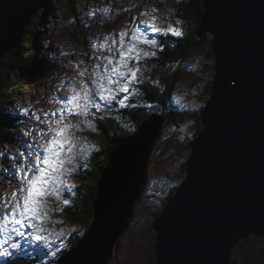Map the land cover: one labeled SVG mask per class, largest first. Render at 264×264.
Wrapping results in <instances>:
<instances>
[{"label": "water", "instance_id": "95a60500", "mask_svg": "<svg viewBox=\"0 0 264 264\" xmlns=\"http://www.w3.org/2000/svg\"><path fill=\"white\" fill-rule=\"evenodd\" d=\"M44 2L0 0V58L19 46ZM202 6L196 35L213 34V76L184 176L152 222L153 264H232L241 241L264 238V0ZM162 122L150 116L113 150L93 200L98 224L57 264H104L110 257Z\"/></svg>", "mask_w": 264, "mask_h": 264}, {"label": "rangeland", "instance_id": "374dc122", "mask_svg": "<svg viewBox=\"0 0 264 264\" xmlns=\"http://www.w3.org/2000/svg\"><path fill=\"white\" fill-rule=\"evenodd\" d=\"M50 2L51 0H45L42 7H49ZM152 2L153 0H53L51 13L48 10L40 18L38 14L43 9L40 7L38 12L31 17L26 27L30 25L32 20L35 29L39 28L35 35L34 48L30 42L25 43L21 39L20 44L22 45L20 48H18L19 46L13 48V51L17 49L16 54H19L24 60L25 57L35 52L34 49H37L36 55L40 56L42 65L50 66L48 60L51 57L54 60V66H60V69L52 75H47L44 71L34 83L23 86L17 95L10 98L5 104V110L10 115L12 125H10L11 127L6 125L0 127V194L6 191L10 192L13 187L14 189L20 187L16 180L9 178L10 173L15 171L18 163H26V157L21 156V153L32 152L31 145L41 143L40 137L36 133L46 125L40 124L33 114L41 115L43 118L42 112L52 111L54 107H58L53 103L54 100L71 94L69 92L70 82L78 79V68L84 66L85 60L89 63L86 66L89 68L92 64L102 63L96 57L107 56L109 52L107 49L99 48L96 45L104 42L106 36L109 37L110 44L111 38L115 34L126 29L128 35L124 39L127 43L133 28L139 27L148 39L157 40L155 47V45L143 43L142 37L141 42L137 44L141 55L148 51V56L156 57L158 50L164 51L166 46L173 48L176 45L174 38L180 37L181 33L185 35L188 27L195 23L194 17L192 19L188 14L189 11L194 12L191 9V0H155L154 3ZM106 8L108 11H105ZM152 9H156V11L149 12ZM144 10H148L152 16L141 15ZM138 15L142 17V20H151L154 16L155 26L159 31L152 32L144 24L140 25ZM41 21H44V26L41 25L40 27ZM169 29H176L178 33ZM162 33L167 38L168 45L166 46L162 45V40L158 37ZM42 35L48 40H44ZM207 36L211 37V34H207ZM111 46L116 47L115 45ZM45 50L50 52L46 57ZM13 61V57L8 55L0 58V74H10L12 77V73L16 72ZM139 62H142L138 71L140 78H144V81L150 80L152 83H159L160 74H162L163 83L166 68L161 66L158 61H147L146 57L142 56L137 62L131 60L128 63L138 68ZM212 62L213 59L207 58V52L201 45H194L178 63L179 65L173 67L171 75L172 78L173 76L176 77L177 81L171 93L170 103L166 108L162 107V111L164 113L171 110L180 112L177 116L173 115L163 120L159 137L155 139L146 163L144 181L139 186L140 194L134 203L131 217L128 219L121 236L118 237L119 239L115 240L111 255L104 264H150L153 257L151 253L154 243V231L152 229L154 213L161 206L159 202L162 203L173 184H176L183 177V174L179 173L180 166L185 161L190 149L188 141L185 139L188 140L193 134V128L187 129V124H190L187 120L190 119L191 111H199L206 100V95H203L204 83L213 76ZM209 64L211 66L207 68ZM136 87L135 83L130 84L129 92L125 95L127 97L125 103H127L128 97L138 94L139 90ZM5 92H9V90ZM122 93H117V96L120 98ZM153 106L148 104V108H153ZM90 110L103 117L106 116L104 114H110L109 116L118 118L114 112L118 113L119 110L115 109L113 103L101 107L99 111L94 108L89 109V112ZM166 115L172 114L166 113ZM22 120L24 126L20 128ZM86 120L87 116L76 118L66 116V121L75 126L70 129L72 136L89 140L88 145L93 144L89 151L92 155L95 151L103 149L102 146H105L104 141H102L104 134L97 126L96 120H87L91 123V127L85 123ZM182 121H184L183 126L177 127ZM84 128L91 133L85 131ZM29 130H32V135L28 134ZM48 135L51 136V133ZM80 145L81 142L76 140V147L73 149L75 160L71 165L74 168L79 165V159L76 158L86 151V148H79ZM80 159H84V156ZM83 163L86 162L83 161L81 164ZM76 178L78 179V177ZM68 192L69 189L63 190L61 194L65 195ZM48 201H52L54 204L53 209L55 206L62 208L59 205L60 200H57L56 197H49ZM65 209L62 208L60 213L49 211V216L58 215L54 216L53 220L41 222V227L47 230L43 233L44 241H36L32 230L30 228L24 229L26 235L19 238L20 244L23 247L33 249L32 252L25 251L26 258L39 260V255L31 256L30 254L43 249L49 252V255L45 256V259L49 261L53 259L51 257L52 250L73 251L75 249L79 242L78 233L85 231V227L81 220L71 221L67 217ZM2 210L0 209V211ZM90 222L91 220L88 223L90 224ZM74 238L77 239L76 244H70ZM52 243L56 247L48 245ZM53 256L58 258L56 254ZM231 262L232 264H264V238L249 239L244 245L235 247L231 254Z\"/></svg>", "mask_w": 264, "mask_h": 264}, {"label": "snow or ice", "instance_id": "6c2138e0", "mask_svg": "<svg viewBox=\"0 0 264 264\" xmlns=\"http://www.w3.org/2000/svg\"><path fill=\"white\" fill-rule=\"evenodd\" d=\"M151 11L155 12L156 9ZM147 13L148 10H144L141 15L147 17ZM139 23L152 32L159 31L155 26L154 16L151 20L145 19ZM169 30L178 33L176 29ZM127 35L126 29L121 30L111 38L110 44L109 37L106 36L104 42L96 45L109 52L107 56L96 57L102 63L92 64L90 68H78V79L70 82L71 94L54 100L53 103L58 107L42 112L43 118L33 114L46 127L40 128L36 133L41 143H33L32 152L20 154L26 157V163H18L15 171L10 173L9 178L16 180L20 187L0 194V209H3L0 211V246H3L0 247V256H11L9 249L21 247L19 238L26 235L25 228L32 230L36 241H44L43 233L47 230L41 227V222L49 218V211L55 210L49 208L48 198L56 197L60 200L63 190L75 187L66 184L64 179L70 171H75L74 167L69 166L74 163L73 149L76 147V138L70 131L75 126L66 121V116H95L89 109L99 111L112 102L124 105L127 97L119 98L117 93H127L130 84L137 82L139 69L128 64L130 60H139L141 53L137 44L142 37L145 44L156 43L154 39L144 36L139 27L133 28L130 40L126 43L124 38ZM85 123L91 127L89 121L86 120ZM28 134L32 135V130ZM69 203L68 199L62 200L63 205ZM42 254L47 256L49 252L42 251Z\"/></svg>", "mask_w": 264, "mask_h": 264}, {"label": "trees", "instance_id": "16d2710c", "mask_svg": "<svg viewBox=\"0 0 264 264\" xmlns=\"http://www.w3.org/2000/svg\"><path fill=\"white\" fill-rule=\"evenodd\" d=\"M52 1L53 0H51V2ZM203 1L204 0H191V9L194 12L192 13L191 11H189L188 14L192 17V19L194 17L195 23L188 27V30L185 33V35H183V37H175L176 45H174L173 48L166 46L164 51L158 50L156 57L142 55V57H146L147 61L159 60L158 63L161 66H164V68H166V72H164L163 75V83H162V74H160L161 78L159 83H154V82L152 83L150 80L144 81V78H140V76L137 73L138 79L137 82H135V84L137 86L136 88L139 90L138 94L137 95L134 94L128 97L127 103H125L123 106L113 105L115 109L119 110L118 113L114 112V114L118 115V118L109 116L110 114H108L104 117L101 116L98 118V120H96L97 126L104 134L105 147H103V149L101 150L95 151L94 152L95 154L93 153L94 157L90 162L91 170L90 171L86 170V172L85 171L83 172V175L81 177V184L79 185L74 204L73 206L65 209L66 215L71 221H76V220L82 221L85 227V231L87 225L89 224L88 222L93 218L92 203L96 195L97 181L99 180L101 171L107 165V162L109 161V157H111V154L113 150L116 148L118 142L122 138H127L126 136L129 137L130 135H132V132H134L133 130L137 128L141 123H143L145 118H148L150 116V112L154 110H159L162 114H164L162 111V107L166 108L170 103L171 93L173 91L175 82L177 81V78L174 76L172 78L171 75V71L173 67L175 65H179L178 63L184 58L185 54L187 55L190 48L194 45H201L204 51L207 52V58L212 59V54L210 52V44L208 43V39H211V37L205 34L204 36L198 39L196 36L197 27L200 24V20H201V14L204 12V8L202 6ZM46 12H47L46 10L42 9L39 12L38 16L42 18L41 16L44 15ZM40 23H41L40 25H43L44 21H41ZM38 29H35L34 23L31 20L30 25L25 28L24 34L22 36L23 42L25 43L30 42L31 46L33 45L32 48H34V44L36 42L35 35L39 31ZM43 39L48 40L46 37H43ZM166 39L167 38L165 34H163L160 37V40H162V45L168 44L166 42ZM21 45L22 44H20L18 48H20ZM34 51L35 52L33 54L25 57L24 60L21 59V56L19 54H16L17 49L7 54L9 57H13L14 59L13 63L16 72L12 73L13 74L12 77H10V74L8 75L5 73H3V75L2 73L0 74V127H2L3 125H6L7 127H11L10 125H12V120L10 118V115L5 110V104L8 102V100L12 97H15L17 93L20 91V89L23 88V86H25L28 83H34L35 80H37L40 77V75L43 74L42 70L44 69V65H42L40 56L36 55L38 50L34 49ZM44 54L46 57L49 54V52L45 50ZM141 64L142 62L138 63L137 65L138 69L142 66ZM210 66L211 65L209 64L207 68H209ZM210 80L211 79L207 80L204 83L203 95H206L205 102L208 99V93H209L208 88L210 85ZM8 90L9 92H5ZM125 95L126 93L123 92L122 97L120 98H123ZM148 104L154 105L153 108H148ZM148 109H151V111H148ZM164 116H166V114H164ZM189 117L190 119L187 121L190 124H187V129L189 127L193 128V132H192L193 134L191 135L194 136L201 128L199 122L200 116L198 111H191ZM128 122L132 126L129 125ZM183 124L184 121H182V123L177 127H182ZM185 141H189V140L185 139ZM184 162H182L180 166L179 173L181 174H183ZM175 188L176 187L173 185L169 189L166 196L162 200L161 206L158 209H156L154 216L160 212L166 200L173 194ZM138 193L140 194V190L138 191ZM76 242L77 239L74 238L72 242H70V244L75 245ZM241 243L245 244L246 242L241 241L240 244ZM24 258L25 257L23 256L22 260L14 259L10 261L8 264H31L30 263L31 261H28ZM150 264H153V257L150 261Z\"/></svg>", "mask_w": 264, "mask_h": 264}, {"label": "bare ground", "instance_id": "6f19581e", "mask_svg": "<svg viewBox=\"0 0 264 264\" xmlns=\"http://www.w3.org/2000/svg\"><path fill=\"white\" fill-rule=\"evenodd\" d=\"M53 3L52 2H50V5H49V7L48 6H45V8L44 7H42L44 10H46V11H50V13H51V10L53 9V5H52ZM47 5V4H46ZM71 5V4H70ZM41 11V10H40ZM39 15V14H38ZM71 16V15H70ZM75 18V17H74ZM40 27H41V25H39ZM44 26V25H43ZM42 37H43V35H42ZM22 39V38H21ZM21 42V41H20ZM19 45H20V43H19ZM9 51H13L12 49L11 50H9ZM158 62H159V60H158ZM164 67V66H163ZM161 68V67H160ZM27 71V70H26ZM145 83H147V82H145ZM203 108V106L200 108V110ZM148 111H151V109H148ZM159 110H154V111H152V112H150V114L152 115V116H158V117H160V118H162V116H163V114H161V113H159L158 112ZM176 111V112H175ZM175 111H173V110H171V111H168V112H165V113H170V114H172V115H174V116H177V114L180 112V111H178V110H175ZM200 122V121H199ZM142 125V123L138 126V127H140ZM137 127V128H138ZM137 128H135L133 131L134 132H132V134H134L138 129ZM161 129V125L159 126V130ZM126 137H128V136H126ZM159 136L157 135L155 138L157 139ZM190 150H191V147H190ZM151 152V151H150ZM150 155V154H149ZM110 158L111 157H109V160H110ZM148 158H149V156H148ZM148 158L146 159V163H147V160H148ZM109 164H110V161H108L107 162V165L104 167V169L106 168V167H108L109 166ZM145 167H146V165H145ZM103 169V170H104ZM102 170V171H103ZM144 172H145V168H144ZM127 174V173H126ZM145 175V174H144ZM138 180H139V178H138ZM142 181H139L138 182V188H137V198H138V191H139V186H140V184L142 185V183H143V181H144V177H142V179H141ZM97 183H98V181H97ZM136 183H137V181H136ZM97 187L98 186H96V190H97ZM96 198H97V193H96V196H95V200H96ZM137 198L135 199V201L137 200ZM135 201H134V203H135ZM167 201V200H166ZM134 206V205H133ZM92 209H93V218H92V220H91V222H90V224H89V227L90 226H93V225H97L98 224V221H95V218H96V214H97V212H96V210H95V208H94V205H93V203H92ZM132 209H133V207H132ZM129 219V218H128ZM128 221V220H127ZM111 224H112V221H108V222H106L105 223V228H106V230L107 231H109L110 230V228H111ZM126 224H127V222H126ZM126 225H124V227H125ZM88 227V228H89ZM124 227L122 228V229H124ZM123 231V230H122ZM122 233V232H121ZM119 236H121V234L119 235ZM118 236V237H119ZM119 238H117V240H118ZM75 250V249H74ZM73 250V251H74ZM72 251V250H71Z\"/></svg>", "mask_w": 264, "mask_h": 264}, {"label": "flooded vegetation", "instance_id": "af4514ba", "mask_svg": "<svg viewBox=\"0 0 264 264\" xmlns=\"http://www.w3.org/2000/svg\"><path fill=\"white\" fill-rule=\"evenodd\" d=\"M249 240V239H248ZM248 240H246V241H248Z\"/></svg>", "mask_w": 264, "mask_h": 264}]
</instances>
